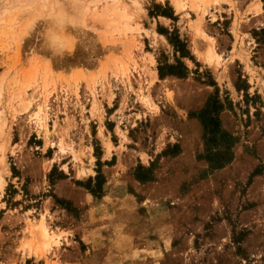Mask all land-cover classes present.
Wrapping results in <instances>:
<instances>
[{"label":"rangeland","instance_id":"1","mask_svg":"<svg viewBox=\"0 0 264 264\" xmlns=\"http://www.w3.org/2000/svg\"><path fill=\"white\" fill-rule=\"evenodd\" d=\"M89 1L0 0V264H264V0Z\"/></svg>","mask_w":264,"mask_h":264},{"label":"trees","instance_id":"2","mask_svg":"<svg viewBox=\"0 0 264 264\" xmlns=\"http://www.w3.org/2000/svg\"><path fill=\"white\" fill-rule=\"evenodd\" d=\"M179 44L182 45V43ZM180 50H179L180 54H182V56H185L184 53L185 50L182 49L181 47ZM179 64L180 67H178L177 65H166L164 68L158 67V73L160 78L167 75L183 77L186 73V67H184L182 63ZM221 108L222 107L218 99L212 97L208 99L205 107L197 114V117L199 118L203 126L204 133L208 136L207 142L210 140H214L218 136L220 138H226V140L229 139L228 133L223 132L220 127V120L218 114L221 111ZM224 149L225 151H219V150L213 151L211 148L206 149L207 152L206 154L209 157L208 160L209 162H212V160H214L215 167H221L226 162L230 161L232 157V153L229 151V146L226 145Z\"/></svg>","mask_w":264,"mask_h":264},{"label":"bare ground","instance_id":"3","mask_svg":"<svg viewBox=\"0 0 264 264\" xmlns=\"http://www.w3.org/2000/svg\"><path fill=\"white\" fill-rule=\"evenodd\" d=\"M24 1H26V0H24ZM29 1H30V0H29ZM54 1L57 2V0H54ZM63 1H64V0H63ZM86 1H87V0H86ZM135 1H136V0H134V2H135ZM174 1H175V0H174ZM56 2H53V3H56ZM59 2H60V1H59ZM80 2H81V1H80ZM82 2H83V1H82ZM89 2H91V0H90ZM89 2H88V3H89ZM19 3H20V2H19ZM53 3L51 2L50 4H53ZM61 3H63V2H61ZM4 4H5V3H4ZM64 4H65V3L61 4V6L64 5ZM134 4H135V3H134ZM136 4H137V3H136ZM48 5H49V4H48ZM66 5H67V4H66ZM71 5H72V4H71ZM45 6H46V5H45ZM45 6H44V7H45ZM57 6H58V9H59V7H61L60 5H58V2H57ZM85 6H86V5H85ZM16 7H17V6H16ZM62 7H63V6H62ZM2 8H3V7H2ZM14 8H15V7H14ZM52 8H53V7H52ZM55 8H57V7H55ZM181 8H182V7H181ZM3 9H4V8H3ZM58 9H57V10H58ZM3 11H4V10H3ZM5 11H6V10H5ZM51 11H52V9H50V12H51ZM59 11H60V10H59ZM61 11H62V12H60L59 15H61V14L63 15V14H64V16H66L65 13H63V9H62ZM52 13H53V12H52ZM2 14H3V13H2ZM50 14H51V13H50ZM62 15H61V17H63ZM50 16H52V17L54 16V18H52V19L55 20V17L57 16V12H56L55 14H53V15H50ZM0 17H1V16H0ZM13 17H14V16H13ZM10 18H11V17H10ZM65 18H66V17H64V19H65ZM8 19H9V18H8ZM48 19H49V18H48ZM48 19H47V21H48ZM52 19H51V20H52ZM57 19H58V18H57ZM57 19H56V20H57ZM61 19H62V18H61ZM64 19H62V20H64ZM10 20H12V19H10ZM54 20H53V21H54ZM66 20H69V19H66ZM66 20H65V21H66ZM3 22H6V21H3ZM28 22H30V21H28ZM49 22H51V21L49 20V21H48V24H49ZM58 22H59V21H58ZM58 22H57V23H58ZM70 22H71V20H70ZM7 23H8V22H7ZM44 23H45V22H44ZM57 23H56V21H55V24H57ZM25 24H27V23H24V26L22 25L23 28L25 27ZM50 24H51V23H50ZM50 24H49V25H50ZM60 24H61V23H60ZM67 24H68V23H67ZM30 25H31V23H30ZM63 25H64V24H63ZM63 25H62V26H63ZM65 25H66V22H65ZM26 26H28V24H27ZM47 26H48V25H47ZM57 26H58V29H61V28H59V25H58V24H57ZM62 26H60V27H62ZM28 27L30 28V26H28ZM28 27H26V28H24V29H25V30H27V29L29 30ZM63 27H64V26H63ZM3 28H4V27H3ZM21 28H22V27H21ZM49 28H52V26H49ZM65 28H67V27L65 26ZM24 29H23V30H24ZM55 29H57V28H55ZM3 30H4V29H3ZM5 30H7V29H5ZM21 30H22V29H21ZM52 30H53V29H52ZM73 30H74V29H73ZM53 31H54V30H53ZM53 31H52V34L54 35V32H53ZM56 31H57V30H56ZM25 32H27V31H25ZM50 32H51V31H50ZM75 32H76V31H75ZM19 34H20V33H19ZM25 34H26V33H25ZM79 34H80V32H79ZM17 35H18V33H17ZM55 35H56V34H55ZM55 35H54V36H55ZM77 35H78V34H77ZM86 35H87V34H86ZM50 36H52L51 33H50V35H49L48 37H50ZM54 36H53V37H54ZM57 36H58V34H57ZM53 37H52V38L50 37V39H51V40H54ZM55 37H56V36H55ZM55 37H54V38H55ZM58 37H60V36H58ZM19 38H20V37H19ZM50 39H49L48 41H51ZM100 39H101V38H100ZM64 41H65V40H64ZM99 41H100V40H99ZM101 41H102V40H101ZM65 42H67V41H65ZM71 43H72V42H71ZM84 43H85V42H84ZM90 43H91V42H90ZM81 44H82V43H81ZM86 44H87V43H86ZM101 44H102V43H101ZM68 45H69V42H68ZM93 45H94V44H93ZM79 46H80V45H79ZM68 47H69V46H68ZM71 47L73 48V45L70 46V48H71ZM70 48H69V49H70ZM70 53H71V52H70ZM70 53H69V54H70ZM76 59H77V57H76ZM46 68H47V67H46ZM47 70H48V68H47ZM0 77H1V76H0ZM2 77H3V75H2ZM0 79H1V78H0ZM1 81H2V80H1ZM42 233H43L44 235H47L45 229H42Z\"/></svg>","mask_w":264,"mask_h":264}]
</instances>
